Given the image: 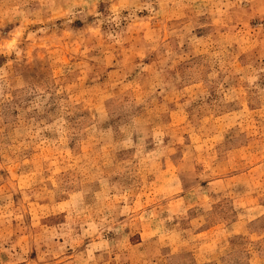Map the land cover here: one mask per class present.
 I'll return each mask as SVG.
<instances>
[{
	"label": "rangeland",
	"instance_id": "1",
	"mask_svg": "<svg viewBox=\"0 0 264 264\" xmlns=\"http://www.w3.org/2000/svg\"><path fill=\"white\" fill-rule=\"evenodd\" d=\"M0 264H264V0H0Z\"/></svg>",
	"mask_w": 264,
	"mask_h": 264
}]
</instances>
